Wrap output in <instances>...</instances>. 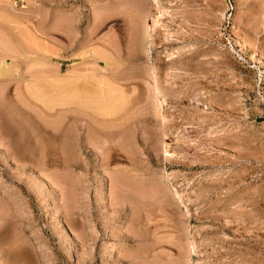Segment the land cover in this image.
I'll use <instances>...</instances> for the list:
<instances>
[{
    "label": "rangeland",
    "instance_id": "obj_1",
    "mask_svg": "<svg viewBox=\"0 0 264 264\" xmlns=\"http://www.w3.org/2000/svg\"><path fill=\"white\" fill-rule=\"evenodd\" d=\"M0 264H264V0H0Z\"/></svg>",
    "mask_w": 264,
    "mask_h": 264
},
{
    "label": "bare ground",
    "instance_id": "obj_2",
    "mask_svg": "<svg viewBox=\"0 0 264 264\" xmlns=\"http://www.w3.org/2000/svg\"><path fill=\"white\" fill-rule=\"evenodd\" d=\"M4 63V62H3ZM2 65V64H1ZM2 67V66H1ZM119 76V75H118ZM74 95H76V94H74ZM158 110V109H157ZM103 120V119H102ZM84 121V120H83ZM104 124V123H103ZM102 131V130H101ZM102 134V133H101ZM105 140V139H104ZM101 142H103V141H101ZM178 173V172H177ZM179 174V173H178Z\"/></svg>",
    "mask_w": 264,
    "mask_h": 264
}]
</instances>
